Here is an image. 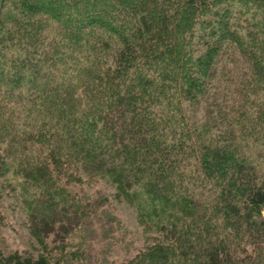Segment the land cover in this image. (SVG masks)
<instances>
[{
  "label": "trees",
  "instance_id": "16d2710c",
  "mask_svg": "<svg viewBox=\"0 0 264 264\" xmlns=\"http://www.w3.org/2000/svg\"><path fill=\"white\" fill-rule=\"evenodd\" d=\"M0 167L38 243L0 264H88L99 179L146 238L97 264H264V0H0Z\"/></svg>",
  "mask_w": 264,
  "mask_h": 264
},
{
  "label": "rangeland",
  "instance_id": "374dc122",
  "mask_svg": "<svg viewBox=\"0 0 264 264\" xmlns=\"http://www.w3.org/2000/svg\"><path fill=\"white\" fill-rule=\"evenodd\" d=\"M226 63L227 67L224 69H222L220 65H218V67L216 66L214 80L217 78H224L225 75H228L230 64L229 61ZM233 75L235 78H231L228 81L225 80L226 87L224 88V92L234 98L236 95L240 94L241 92L239 91L244 90V88L242 84L236 80L238 77L243 79L240 72L236 70ZM231 81L240 85H235L231 83ZM212 93L213 89L207 99L206 97L205 99H201V101L194 106L197 117H204L207 110L212 109V111L217 113L219 111L221 114L225 109L224 100L222 99V102L217 107L208 105L210 99H212ZM254 97L255 95L253 98ZM228 109L230 110V108ZM2 141L6 144L7 139L2 138ZM5 148L7 147L5 146ZM0 170H2V167H0ZM6 175L5 178L11 179H8V181L3 180L0 171V249L6 252L17 249L22 251H36L38 243L32 238L25 222L24 213H21L19 208H17L14 194L9 186L13 183L12 179H14V175L12 173H7ZM73 185L79 195L90 199L96 207L95 217H93L95 221L88 222V228L86 230L87 242L85 241V243L82 244V247H86L88 253V264H97L103 261H123L134 256L144 246L146 235L138 224L132 209L123 200L114 196V185L103 179L96 180L92 183H74ZM98 205H102V207L100 208ZM99 219L101 222H103L104 219L112 221V223H108V227L113 229L110 235L107 234V236H104L101 233L98 224ZM70 240L74 242L73 247H78L80 237L72 236ZM47 241L49 246H52L51 244H53V241L50 239ZM74 264L84 263L78 261Z\"/></svg>",
  "mask_w": 264,
  "mask_h": 264
}]
</instances>
